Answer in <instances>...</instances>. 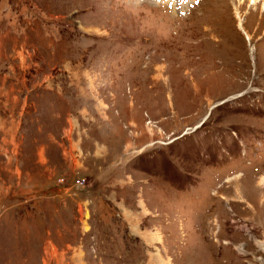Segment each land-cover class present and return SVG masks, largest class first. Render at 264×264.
Instances as JSON below:
<instances>
[{"label": "rangeland", "instance_id": "374dc122", "mask_svg": "<svg viewBox=\"0 0 264 264\" xmlns=\"http://www.w3.org/2000/svg\"><path fill=\"white\" fill-rule=\"evenodd\" d=\"M164 1L0 0V264H264V5Z\"/></svg>", "mask_w": 264, "mask_h": 264}, {"label": "bare ground", "instance_id": "6f19581e", "mask_svg": "<svg viewBox=\"0 0 264 264\" xmlns=\"http://www.w3.org/2000/svg\"><path fill=\"white\" fill-rule=\"evenodd\" d=\"M148 1H151V2H156V1H162V0H148ZM189 1L190 0H183V5L182 7H186V4L188 5L189 4ZM236 2V1H235ZM238 2L240 3V5L244 4L246 2V0H238ZM251 2L257 6V8L259 7V4L262 2L263 5H264V0H251ZM164 3L166 4H171L173 5V11L178 8V0H168V1H164ZM241 28L246 32V30L243 28L242 24H241ZM247 36H248V33L246 32ZM248 38V37H247ZM264 184V183H263Z\"/></svg>", "mask_w": 264, "mask_h": 264}, {"label": "built area", "instance_id": "2783aa9c", "mask_svg": "<svg viewBox=\"0 0 264 264\" xmlns=\"http://www.w3.org/2000/svg\"><path fill=\"white\" fill-rule=\"evenodd\" d=\"M78 182H80V181H78Z\"/></svg>", "mask_w": 264, "mask_h": 264}]
</instances>
